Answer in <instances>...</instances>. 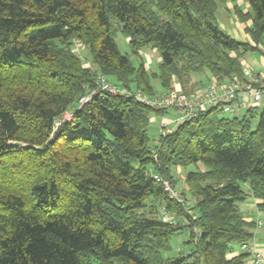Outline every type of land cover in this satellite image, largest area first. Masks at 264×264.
Segmentation results:
<instances>
[{
  "label": "trees",
  "instance_id": "16d2710c",
  "mask_svg": "<svg viewBox=\"0 0 264 264\" xmlns=\"http://www.w3.org/2000/svg\"><path fill=\"white\" fill-rule=\"evenodd\" d=\"M237 1L0 0V264L245 263L244 251L227 254L253 237L255 223L239 206L254 198L264 211V107L242 116L212 107L165 135L161 126L150 144L152 113L174 112L177 122L182 114L134 97L243 81V57L264 46V0H245L246 13ZM227 3L240 22L251 21L254 46L219 26ZM147 48L158 55L157 72ZM102 79L119 92L101 90ZM20 172L25 183L15 181ZM160 207L175 224L158 217ZM182 231L187 249L169 256Z\"/></svg>",
  "mask_w": 264,
  "mask_h": 264
},
{
  "label": "built area",
  "instance_id": "2783aa9c",
  "mask_svg": "<svg viewBox=\"0 0 264 264\" xmlns=\"http://www.w3.org/2000/svg\"><path fill=\"white\" fill-rule=\"evenodd\" d=\"M244 80L240 81L236 76H233L230 80L224 82H218L212 79L205 89L194 91L190 94H185L177 87L173 91L158 96L147 97L140 92H137L134 97L137 101L144 103L152 107L153 109H167L173 110L177 113H181L183 119H193L200 113L207 111L212 107L220 106L224 113H234L240 108L249 109L254 107H264V71L252 72L248 69L243 70ZM97 85L101 90L108 91L116 94L119 91L105 82L103 79L98 81ZM90 99V96L80 99V103L86 102ZM71 114L66 112L63 115V119H70ZM62 120L56 121V127L60 125ZM166 124H163L160 134L165 135L171 130L167 129ZM173 130V129H172ZM156 157V155H154ZM157 182H160L163 187V191L172 199L177 202H183L180 198V193L175 187L166 180H162L156 174L153 175ZM184 205L186 210L190 211V207ZM158 217L167 223H174V218L169 216L163 207L159 208ZM195 233L199 234V231L195 229ZM240 249L250 256L251 264H264V255L253 246L249 244H242Z\"/></svg>",
  "mask_w": 264,
  "mask_h": 264
},
{
  "label": "crops",
  "instance_id": "0c3cea01",
  "mask_svg": "<svg viewBox=\"0 0 264 264\" xmlns=\"http://www.w3.org/2000/svg\"><path fill=\"white\" fill-rule=\"evenodd\" d=\"M236 5L238 7L242 8L243 13H246L248 11V3L245 0H238ZM226 9L231 17V20L227 23L228 25H223L220 21V25L225 29H230L231 31V36L236 38L237 40L240 41H246L251 43V45L254 46V44L250 40V36L246 33L245 29L250 26L251 21H248L247 23H242L239 21L238 17L236 16L235 10L233 9V4L232 3H227L226 4ZM159 61V60H158ZM157 61V62H158ZM146 64L148 68L151 67V60H148ZM242 64V69H248L252 72H259V71H264V46H259L256 50L248 52L242 59L241 61ZM209 83V79L207 83L204 85L206 86ZM178 86L176 85V88ZM263 108L261 107H258ZM247 109L240 108L237 111H235L234 115L239 116V114H244ZM169 120L167 118H163L161 123L167 124ZM199 168H203L201 165H199ZM176 173H182L180 169H175ZM181 180L183 181L184 176H181ZM180 180V181H181ZM248 201V202H247ZM246 202L241 204L239 206V212L241 216L243 217V220L246 222H254L255 223V228H253L251 231L253 233L252 239L248 242L250 246L256 247L263 255H264V211H260L257 208V204L260 202L257 199L254 198H248ZM255 217L257 219H255ZM187 249V247H185ZM180 250V249H178ZM182 250V251H181ZM181 252H184L183 249H181ZM240 253H242L240 249V245L238 244H233L231 247V250L227 254V258H233L235 256H238ZM245 254H247L245 252ZM250 255L247 254V259L244 264H251L250 263Z\"/></svg>",
  "mask_w": 264,
  "mask_h": 264
},
{
  "label": "rangeland",
  "instance_id": "374dc122",
  "mask_svg": "<svg viewBox=\"0 0 264 264\" xmlns=\"http://www.w3.org/2000/svg\"><path fill=\"white\" fill-rule=\"evenodd\" d=\"M229 13H233V11L232 12H228L227 9H226V5H224V6L221 5L219 7V9H218L216 17H217V22H218L219 26L225 32H227L228 34L232 35L230 29H227V28L224 29L220 25V21H221V23L223 25H226V26L228 25L227 23L231 20V17H229L230 16ZM116 41H117V44H118V47H119L120 51L122 53H128L129 56H130V59L136 65L137 62H138V57H136L132 53H130V50H129L128 46H127L126 39L119 34L117 36ZM73 52H75L82 59V61L84 63H86V65H88L90 63L89 53H88L87 49L84 48L80 43L75 42V44L73 46ZM143 54H146L148 56V60L149 59L151 60V67H150L151 71L152 72H157L159 58H158L157 53L155 52V49H151V48L144 49ZM143 57L146 59L145 56H143ZM146 61H147V59H146ZM154 84L156 85L157 91H161L162 90V89H160L159 85H157L156 83H154ZM228 116H231V115H228ZM239 116H242V114H239ZM163 118H167L169 120V122H167V124L165 125L167 129L172 130V129H174L176 127V125H177V119H176L177 118V114H175L174 112H167V113L163 114L162 116L161 115H156L155 113H152L150 115V122H149V125H148V135H149V138H150V144H154L156 142L157 137L159 136L158 131L161 128V126H163V123H161ZM256 123H257V117L255 116V118H253L252 121H251L252 128L256 125ZM175 175H176V179L180 181L182 179L181 176H184V172H182V173L181 172L180 173H176L175 172ZM24 176L25 175H23L21 172L19 174H16L15 175L16 183H17V180L19 182H23L22 181V177H24ZM23 183H25V182H23ZM242 188L243 189H247L245 184L242 185ZM255 219H257V218L255 217ZM187 240H188V232H186V231L179 232L175 236H173L171 238V240H170L171 250L168 252V255L169 256L177 255L176 253H178V251H179L178 249H180V250L183 249L185 251L186 250L185 247L187 245L185 243H186Z\"/></svg>",
  "mask_w": 264,
  "mask_h": 264
}]
</instances>
